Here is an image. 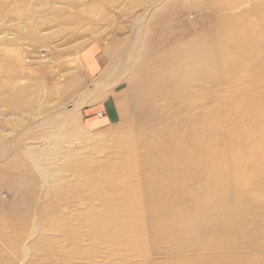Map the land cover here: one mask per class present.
Here are the masks:
<instances>
[{"label":"rangeland","instance_id":"rangeland-1","mask_svg":"<svg viewBox=\"0 0 264 264\" xmlns=\"http://www.w3.org/2000/svg\"><path fill=\"white\" fill-rule=\"evenodd\" d=\"M152 1L0 0V264H264V0Z\"/></svg>","mask_w":264,"mask_h":264},{"label":"bare ground","instance_id":"bare-ground-1","mask_svg":"<svg viewBox=\"0 0 264 264\" xmlns=\"http://www.w3.org/2000/svg\"><path fill=\"white\" fill-rule=\"evenodd\" d=\"M159 1L161 2V0H157V1L153 0L151 2V6H154L156 4V2L158 3ZM196 3H198V2H196ZM140 4H141V2H140ZM176 4H178V3H176ZM151 6H150V8H151ZM165 8L161 9L163 12L158 11V13L156 14V17H158V16L161 17V15H163V14L165 15V13H168L170 11V9H165ZM149 11H150L149 8L146 9V10L144 9L143 13H141V15H138V17H137V19H136V21H135V23L133 25V28H134L133 35H132L133 38L131 39V41H129L127 43V45H125L120 51H118L116 53V56H117L116 57L117 58L116 59V63H115L116 65L108 67L106 72L96 80V82L94 83L93 87L92 88L89 87V88H91L92 90H96L97 88L107 84L108 83L107 81L110 78V76H112L114 74H117L120 71L122 72L124 70L125 66L127 65V63L129 61H132L133 58H135V55L138 54L139 51H141V48H139V40H140V38L142 37L143 34H141V32H140V28H142L143 22H146L145 18L148 15ZM76 24H77V22H76ZM76 24L73 23V25H76ZM168 25L169 24H166L164 26H168ZM190 40L192 41V39H190ZM212 40H213V37L207 36L205 38V42L203 41V43H201V44H196L195 43V44H191L190 45L189 44V39H185L182 36H180V38L178 40L177 39H173V40H158V38L156 37V38H154V40L151 41L150 49H147V50L145 49L143 51L144 52L143 59L146 61V59L148 58V63H149V69L148 70H149V73H150L151 70H153V72H154V68H157L158 69L157 71H159V72L164 70V69H168L169 73H175L178 70H181L183 68V69H186V70L191 71L193 73H196V72H199V71H201L203 69V62L201 61L203 58H204V61H205L206 68L210 64V62H214V60H213L214 56H215V54L218 51H217V49L213 48V46L211 44ZM169 41H172L173 44H169ZM161 43H163V44L161 45ZM187 45H188V47H186ZM151 52H152V54L150 55V57H147ZM198 59L200 60V62L196 63ZM156 60H157V62H155ZM144 66H145V68L147 70L148 67H146V63H145ZM94 67H96V65ZM93 69H95V68H93ZM116 70H119V71L116 73ZM163 80H164V78L163 79L159 78L158 81L155 82V84L153 86L157 85L159 82H161ZM92 90H90V92H92ZM78 100L76 99L75 101H73L72 104L70 106H68V108H67L68 110L67 109L63 110L62 109L61 111H63V114H65V113H67V114L68 113H74L73 115H76L77 112H78L77 111L78 108H76L75 104H76V101H78ZM60 114H62V113H60ZM0 156L3 157L4 155H0ZM27 156H29V155H27ZM135 165L136 164H134V166ZM137 166L138 165H136L135 167L138 168ZM136 168H134L135 171H136ZM121 173H124V172H121ZM105 174H106V172H105ZM121 176H122V174H121ZM136 202H137V200H136ZM139 202H141V201H139ZM129 203H131V202H129ZM99 231H100V229L98 228V232ZM29 234L31 235V232Z\"/></svg>","mask_w":264,"mask_h":264}]
</instances>
